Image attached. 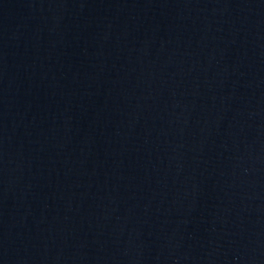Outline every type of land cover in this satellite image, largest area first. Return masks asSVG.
Returning <instances> with one entry per match:
<instances>
[{"label":"water","instance_id":"95a60500","mask_svg":"<svg viewBox=\"0 0 264 264\" xmlns=\"http://www.w3.org/2000/svg\"><path fill=\"white\" fill-rule=\"evenodd\" d=\"M0 264H264V0H0Z\"/></svg>","mask_w":264,"mask_h":264}]
</instances>
